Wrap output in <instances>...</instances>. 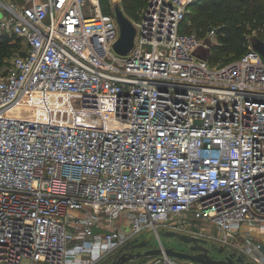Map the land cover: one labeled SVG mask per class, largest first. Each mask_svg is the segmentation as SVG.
Returning <instances> with one entry per match:
<instances>
[{"label": "built area", "instance_id": "built-area-1", "mask_svg": "<svg viewBox=\"0 0 264 264\" xmlns=\"http://www.w3.org/2000/svg\"><path fill=\"white\" fill-rule=\"evenodd\" d=\"M29 1L0 0V32L23 42L0 75V264H105L148 228L264 264V54L251 38L213 64L182 30L196 0H149L120 54L100 0Z\"/></svg>", "mask_w": 264, "mask_h": 264}, {"label": "trees", "instance_id": "trees-1", "mask_svg": "<svg viewBox=\"0 0 264 264\" xmlns=\"http://www.w3.org/2000/svg\"><path fill=\"white\" fill-rule=\"evenodd\" d=\"M123 5L132 11L135 8V0H123ZM196 5H199L200 10L208 11L205 12L203 20L199 19V24L214 22L218 25L209 55L213 64L231 61L229 58L232 54L238 57L243 55L249 48V39L254 36L255 29H259L264 35V0H196L189 10ZM188 14L189 11L183 20L182 30L190 32L184 28ZM211 27L215 29L214 26ZM207 34L199 36L206 39ZM13 39L14 36L8 35L0 39V64L7 56H12L18 46V41L14 42Z\"/></svg>", "mask_w": 264, "mask_h": 264}, {"label": "water", "instance_id": "water-1", "mask_svg": "<svg viewBox=\"0 0 264 264\" xmlns=\"http://www.w3.org/2000/svg\"><path fill=\"white\" fill-rule=\"evenodd\" d=\"M114 12L117 21L120 26V37L114 43L115 50L120 54H127L133 48L135 44V38L137 34V27L134 21L127 15L123 6L120 3H116L114 6ZM1 17V11H0ZM253 45L264 54V39L258 35L252 36ZM210 47L213 45V39L207 38L205 41ZM210 49L203 50L202 48H197L195 54L208 59L210 55ZM165 236L176 237L179 241L186 244H191V250L186 251L183 249H178L175 246H151L149 240L143 239L140 241L133 242L131 245H126V249L129 247L139 248L138 251H126L124 253H118V255L112 260L113 264H127L133 259H138L147 256H156L167 254L169 256L184 258L192 260L201 264H252V260L247 259V257L236 250L227 253L225 257L216 258L210 254V248L208 247V239L193 235L186 232L176 231V230H165L162 233ZM144 247H147L143 250ZM220 251H224V246H218ZM121 254V255H119Z\"/></svg>", "mask_w": 264, "mask_h": 264}, {"label": "rangeland", "instance_id": "rangeland-1", "mask_svg": "<svg viewBox=\"0 0 264 264\" xmlns=\"http://www.w3.org/2000/svg\"><path fill=\"white\" fill-rule=\"evenodd\" d=\"M9 2H14L16 4H18L19 6H26L28 4H30L29 0H6ZM148 2L149 0H135V8L130 11L127 10L124 5H123V0H100V5L103 11L105 12H114V6L116 3H120L125 12L127 13V15L133 20V21H137L141 18V16L145 13L146 8L148 6ZM208 3V2H206ZM205 10H200L199 5L196 6H192L191 10H189V14H188V18H187V22L186 25L184 26V28L188 29L190 32L196 33L198 35H205L207 34L211 29V25L214 26L216 29L218 28V25H216V23L212 22V23H205L204 24H199L198 21L199 19L203 20V16L205 15ZM115 14V12H114ZM198 14V15H195ZM116 16V15H115ZM117 19V18H116ZM1 30V28H0ZM14 36L13 41H18V46L15 48V50L19 49L20 47L23 46V42L21 41V39L17 38L14 34L8 32V31H4L1 33L0 32V39L5 38V36ZM253 35H258L260 37L263 38L264 35H262L259 31V29H255L254 30V34ZM209 38V37H208ZM207 39V38H206ZM205 39V41H206ZM264 39V38H263ZM206 43V42H205ZM198 48H202L203 50H207L208 48L210 49L209 52H211V47L206 43V45H201ZM238 55H230V60L237 58ZM11 56H7L4 59V62H2L0 64V75L3 72L4 68L7 66V64L10 61ZM202 225L205 224L207 229H209L210 231H214L216 232V228L212 227V225H210L209 223H207V221L204 220V222L202 220H200ZM126 223H129V220H126ZM163 233V232H162ZM143 236L145 237V239L149 240V244L152 245H161L163 244L164 246L168 247V246H175L178 249H183V250H187V246L186 244L182 243L181 241H179L176 237H170V236H165L163 234H161V239H159L157 233L155 232V230L153 228H148L144 231ZM217 246H222L221 244H217ZM153 256H147V257H142V258H138V259H133L131 261H129L127 264H151V259ZM247 257V256H246ZM249 258V257H247ZM250 259V258H249ZM252 264H259L255 261L252 260ZM104 264V263H101ZM105 264H112V262H110V260H107Z\"/></svg>", "mask_w": 264, "mask_h": 264}, {"label": "flooded vegetation", "instance_id": "flooded-vegetation-1", "mask_svg": "<svg viewBox=\"0 0 264 264\" xmlns=\"http://www.w3.org/2000/svg\"><path fill=\"white\" fill-rule=\"evenodd\" d=\"M138 241V240H137ZM140 241V240H139ZM136 242V241H135ZM133 243H131V245H132ZM184 244H186V243H184ZM207 245H208V247L210 248V254L213 256V257H216V258H221V257H225L226 256V254L227 253H230L231 251H227L225 248H224V251H220L219 249H218V246H217V244H215V245H213L211 242H208L207 243ZM186 248H187V250L188 251H193V250H191V244H186ZM147 247H144L143 248V250L144 249H146ZM139 250V248H132V247H129V249H124V250H122L121 251V254L122 253H124V252H126V251H133V252H136V251H138ZM121 254H119V255H121ZM116 257V256H115ZM115 257H113V258H115ZM247 259H249V258H247ZM249 260H251V259H249ZM113 264V263H112Z\"/></svg>", "mask_w": 264, "mask_h": 264}, {"label": "crops", "instance_id": "crops-1", "mask_svg": "<svg viewBox=\"0 0 264 264\" xmlns=\"http://www.w3.org/2000/svg\"><path fill=\"white\" fill-rule=\"evenodd\" d=\"M257 233H258L257 238L263 242L262 252L264 254V228L259 229V231H257Z\"/></svg>", "mask_w": 264, "mask_h": 264}]
</instances>
